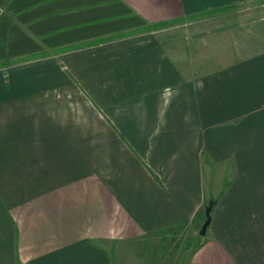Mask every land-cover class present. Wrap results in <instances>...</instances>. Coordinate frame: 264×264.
<instances>
[{"label":"crops","instance_id":"obj_1","mask_svg":"<svg viewBox=\"0 0 264 264\" xmlns=\"http://www.w3.org/2000/svg\"><path fill=\"white\" fill-rule=\"evenodd\" d=\"M122 1L166 25L0 66V264H264L260 0Z\"/></svg>","mask_w":264,"mask_h":264},{"label":"trees","instance_id":"obj_2","mask_svg":"<svg viewBox=\"0 0 264 264\" xmlns=\"http://www.w3.org/2000/svg\"><path fill=\"white\" fill-rule=\"evenodd\" d=\"M164 25H149L122 0H0V66L85 39Z\"/></svg>","mask_w":264,"mask_h":264},{"label":"rangeland","instance_id":"obj_3","mask_svg":"<svg viewBox=\"0 0 264 264\" xmlns=\"http://www.w3.org/2000/svg\"><path fill=\"white\" fill-rule=\"evenodd\" d=\"M220 16H223L224 18L222 21H225L223 24H220V26H224L225 28L228 27L227 23H232L235 20H237V18L243 19L247 17L248 18L254 17L264 20V3L257 2V3L241 5L236 7L235 9H231L229 11L220 13ZM185 254L187 255L186 252Z\"/></svg>","mask_w":264,"mask_h":264},{"label":"water","instance_id":"obj_4","mask_svg":"<svg viewBox=\"0 0 264 264\" xmlns=\"http://www.w3.org/2000/svg\"><path fill=\"white\" fill-rule=\"evenodd\" d=\"M210 208L212 209V204L209 206V208L207 209V214H208V220L203 228V232L202 233H205L206 231V228L208 227V225L210 224Z\"/></svg>","mask_w":264,"mask_h":264}]
</instances>
